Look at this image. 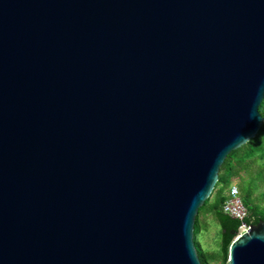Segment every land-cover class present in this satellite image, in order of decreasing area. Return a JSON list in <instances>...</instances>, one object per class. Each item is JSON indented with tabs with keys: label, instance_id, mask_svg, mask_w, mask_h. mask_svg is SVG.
I'll list each match as a JSON object with an SVG mask.
<instances>
[{
	"label": "water",
	"instance_id": "95a60500",
	"mask_svg": "<svg viewBox=\"0 0 264 264\" xmlns=\"http://www.w3.org/2000/svg\"><path fill=\"white\" fill-rule=\"evenodd\" d=\"M263 101L264 0H0V264H202Z\"/></svg>",
	"mask_w": 264,
	"mask_h": 264
},
{
	"label": "trees",
	"instance_id": "16d2710c",
	"mask_svg": "<svg viewBox=\"0 0 264 264\" xmlns=\"http://www.w3.org/2000/svg\"><path fill=\"white\" fill-rule=\"evenodd\" d=\"M259 111L264 118V101ZM236 183L243 204L249 211L245 221L234 219L223 210L232 185ZM211 217L218 225V241L215 250L203 249L200 239L210 228ZM264 221V122L258 135L246 145L233 151L219 173V181L206 203L199 209L195 221V244L202 264H227L229 250L238 237L242 224L256 225Z\"/></svg>",
	"mask_w": 264,
	"mask_h": 264
},
{
	"label": "built area",
	"instance_id": "2783aa9c",
	"mask_svg": "<svg viewBox=\"0 0 264 264\" xmlns=\"http://www.w3.org/2000/svg\"><path fill=\"white\" fill-rule=\"evenodd\" d=\"M223 210L226 214L230 215L234 219L245 221L249 217V211L243 204L241 193L236 186L232 185L228 193V199L224 204ZM250 230V226L242 224L239 229V235H242Z\"/></svg>",
	"mask_w": 264,
	"mask_h": 264
},
{
	"label": "rangeland",
	"instance_id": "374dc122",
	"mask_svg": "<svg viewBox=\"0 0 264 264\" xmlns=\"http://www.w3.org/2000/svg\"><path fill=\"white\" fill-rule=\"evenodd\" d=\"M207 222H208L210 230L207 233V235H203L199 241L200 246L203 249V251H205L207 248L210 250H215L217 248L216 244L218 241L219 227L217 223L211 217H208Z\"/></svg>",
	"mask_w": 264,
	"mask_h": 264
}]
</instances>
